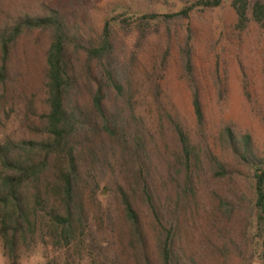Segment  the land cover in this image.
<instances>
[{
	"label": "trees",
	"instance_id": "1",
	"mask_svg": "<svg viewBox=\"0 0 264 264\" xmlns=\"http://www.w3.org/2000/svg\"><path fill=\"white\" fill-rule=\"evenodd\" d=\"M33 1L0 14V126L19 105L28 133L0 139V239L6 257L17 264L20 246L43 230L68 247L86 230L88 208L107 191L118 205L119 250L93 264H206L186 251L181 234L205 177L232 181L235 171L206 141L191 32L178 55L191 91L197 143L162 107L158 135L145 127L134 106V66L160 24L169 33L171 21L189 20L197 10L228 1L237 30L250 23L264 28V0H192L166 13L115 0L105 5L98 22L83 0ZM171 37L159 53L163 65ZM40 48L38 70L34 61ZM152 88L158 102L156 81ZM223 92L219 89L221 99ZM217 140L251 173L253 199L219 197L216 210L223 217L235 210L249 213L251 252L245 264L252 259L264 264V150L233 123L222 126Z\"/></svg>",
	"mask_w": 264,
	"mask_h": 264
},
{
	"label": "rangeland",
	"instance_id": "2",
	"mask_svg": "<svg viewBox=\"0 0 264 264\" xmlns=\"http://www.w3.org/2000/svg\"><path fill=\"white\" fill-rule=\"evenodd\" d=\"M49 2V0H45ZM115 0H83L86 11L96 21L103 8ZM139 2L141 10L166 13L177 10L192 0H132ZM33 5V0H1L0 14H13L21 4ZM236 17L226 1L214 10L195 11L189 20L171 21L169 33L160 24L159 33L151 34L144 51L134 66V106L136 115L156 137L159 107L177 117L187 130L192 142L199 140L191 106V91L178 55L183 37L192 34L196 52V75L205 112L206 141L217 159L235 171L232 181H216L205 177L197 206L192 205V217L181 234V241L188 253L206 264H245L251 252L249 233L250 216L234 211L222 216L217 210L219 197L237 199L246 203L253 199L251 173L238 166L230 151L217 140L223 125L233 123L247 131L255 147L264 150V28L255 23L239 31ZM171 37V51L167 64H162L159 53ZM134 37L126 39L129 46ZM43 49V46H41ZM34 61V68H42L41 51ZM219 80V85H218ZM152 81L159 85V100L153 96ZM219 89L225 95L218 97ZM20 106H13L8 118L0 126V139L28 137ZM98 194V202L88 208V224L82 236L68 247L54 243L46 231L19 248L17 264H45L56 259L60 263L93 264L104 257H114L119 250L116 222L118 205L111 193ZM249 261H247L248 263ZM0 264H11L0 239ZM250 264H256L252 259Z\"/></svg>",
	"mask_w": 264,
	"mask_h": 264
}]
</instances>
